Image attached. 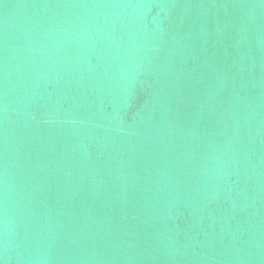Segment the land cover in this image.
Returning <instances> with one entry per match:
<instances>
[{"label":"water","instance_id":"water-1","mask_svg":"<svg viewBox=\"0 0 264 264\" xmlns=\"http://www.w3.org/2000/svg\"><path fill=\"white\" fill-rule=\"evenodd\" d=\"M0 264H264V0H0Z\"/></svg>","mask_w":264,"mask_h":264}]
</instances>
